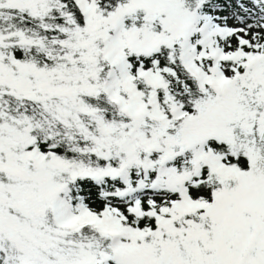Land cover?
<instances>
[{
    "label": "snow or ice",
    "instance_id": "snow-or-ice-1",
    "mask_svg": "<svg viewBox=\"0 0 264 264\" xmlns=\"http://www.w3.org/2000/svg\"><path fill=\"white\" fill-rule=\"evenodd\" d=\"M0 264H264V0H0Z\"/></svg>",
    "mask_w": 264,
    "mask_h": 264
}]
</instances>
